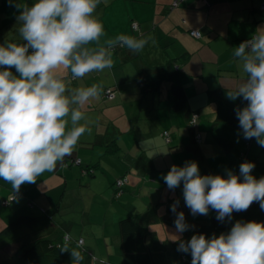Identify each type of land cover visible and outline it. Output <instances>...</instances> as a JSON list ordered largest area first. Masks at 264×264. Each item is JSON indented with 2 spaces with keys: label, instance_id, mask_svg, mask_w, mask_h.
Wrapping results in <instances>:
<instances>
[{
  "label": "crops",
  "instance_id": "obj_1",
  "mask_svg": "<svg viewBox=\"0 0 264 264\" xmlns=\"http://www.w3.org/2000/svg\"><path fill=\"white\" fill-rule=\"evenodd\" d=\"M34 2L16 0V3L29 6ZM173 2L101 0L96 9L105 31L101 43L106 39H115L120 34L150 39L139 53L127 48L112 52L111 69L90 73L80 80H72L68 74L66 82L70 87L100 84L103 92L107 87H118V98L109 102L102 92L98 99L90 100L81 109L85 113V120L81 123L86 124L90 131L81 136L73 154L58 164L55 171L45 172L34 184L21 186L19 192L24 191V196L16 206H2L12 187L0 179V217L7 220L10 214L14 216L21 212L38 216L39 209H32L28 205L29 202H35L40 209L47 211L48 216L53 217L54 227L49 231L51 236L59 229L72 233L81 224L83 230L87 229L88 220L92 217V223L94 220L101 223L100 233L92 241L106 249L104 259L122 264L121 238L114 218L113 222L108 220V215L100 219L102 210L97 207L101 199L96 200L100 197L111 198L115 181L127 175V192L121 200L123 207L148 213L146 217L154 234L152 237L160 242H175L173 236L181 238L189 233H206L210 237L213 234L217 237L220 235V232L216 234V228L221 223L216 218V211L210 208L207 215L193 216L184 201L183 182L179 187L169 189L164 176L173 165L184 167L186 162H190L182 159L178 161V157L174 159L178 150L191 149L194 143L187 129L186 114L189 110L200 112L201 128L205 133L208 132L205 135L207 141L214 131L228 137L238 135L239 140H247L239 120L236 126L224 127L219 124L214 127L216 106L209 98V91L221 85L237 88L246 79L233 52L243 40L251 38L258 27L264 26V13L261 12L264 0H186L177 9L171 8ZM18 15L17 8L10 6L8 0H0V44L6 40L22 43L18 32L20 25L16 19ZM134 23L139 25L136 32L132 29ZM190 30L200 31L202 39L195 40L190 36ZM187 53L192 54L185 66L191 78H184L183 84L192 97L187 111L178 112L172 107L170 94L163 95L165 101L157 100L159 96L155 93L156 89L164 82L161 75L147 79V90L139 86L138 79L142 77L145 82L151 66H163L169 58ZM11 70L15 73V69ZM159 99H162L161 96ZM166 130L172 138L170 144H166L162 138V132ZM252 139L250 157L257 158L260 152L264 153V147L255 138ZM211 142L215 156L221 154L220 147ZM202 151L207 150L203 148ZM147 155L164 161L158 166L161 175L157 171L154 180L144 179V176L148 177L143 160ZM70 160H79L81 165L65 167ZM228 167L237 169L240 167L239 162L235 165L230 163ZM92 168L94 173L87 175L84 172H92ZM177 201L176 213H173L172 205ZM179 212L184 213L185 223L189 225L183 233L176 231L174 223ZM114 213L115 216L124 215L125 211L116 206ZM236 221L264 222V216L246 217L237 212L234 224ZM2 224L0 218V228Z\"/></svg>",
  "mask_w": 264,
  "mask_h": 264
},
{
  "label": "clouds",
  "instance_id": "obj_2",
  "mask_svg": "<svg viewBox=\"0 0 264 264\" xmlns=\"http://www.w3.org/2000/svg\"><path fill=\"white\" fill-rule=\"evenodd\" d=\"M101 0H35L30 6L8 0L17 8L22 43L0 44V179L13 193L24 184H34L45 172L73 154L83 134L90 129L81 109L103 92L100 84L70 87L67 76L80 80L113 66L116 46L139 53L148 39L120 34L106 39L96 15ZM106 2V0H105ZM234 58L243 79L227 97L246 101L236 116L245 139L255 138L264 147V26L234 48ZM15 69V73L11 70ZM255 165L244 162L240 175L228 171L201 176L196 162L173 165L164 176L169 189L183 182V197L193 216L215 210L217 219L231 220L233 212L246 211L254 202L264 210V177L252 175ZM243 177L241 182L240 177ZM176 204L172 212L176 213ZM178 233L188 230L183 212L174 221ZM178 251L191 254V264H264V222L236 221L226 234L192 235L187 242L178 236ZM80 245L61 251L71 253V264H82Z\"/></svg>",
  "mask_w": 264,
  "mask_h": 264
},
{
  "label": "trees",
  "instance_id": "obj_3",
  "mask_svg": "<svg viewBox=\"0 0 264 264\" xmlns=\"http://www.w3.org/2000/svg\"><path fill=\"white\" fill-rule=\"evenodd\" d=\"M184 1L186 0H174L171 8H179ZM263 5L261 12L264 13ZM132 29L136 32L139 29V25L137 23L132 24ZM192 32H199L200 37L196 38L192 35ZM189 34L196 40L202 39V33L200 31L190 30ZM248 39L250 38H247L242 42ZM123 49H126V47L116 46L112 49V52H117ZM191 57L192 54L187 53L180 57L169 58L163 66H151V69L146 74L147 78L145 79V82L142 77L138 79L139 86L142 89H146L147 79L150 80L152 77L161 75L164 82L163 85L156 89L155 93L159 97L161 96L162 99H159L158 97L157 100L160 102L165 101L163 100V95L168 96L170 94L172 97L171 103L173 109L178 112L187 111L192 95H190L189 90L187 91L184 87L183 79L186 77L191 78V75L185 70V66ZM203 77L204 76H202V78ZM236 89L237 88L235 87H222V85L210 89L209 98L216 106V123L214 124V127L219 124H223L222 126L224 127H230L236 126L238 123L235 110L237 107H244L247 102L243 101L242 97L237 98L235 101L227 97V91H235ZM119 93L120 91L118 87H107L104 89L103 96L107 101L112 102L118 98ZM186 115L188 117V133L192 137L194 143H192L191 149L181 148L178 150L175 153L174 159L178 157V161H180L179 159H182L196 162L201 176L220 175L224 178H227V175L225 174L228 173V171L223 174V172H225L223 170L229 168L228 165L230 163L235 165L239 161L241 164L249 161L251 158L250 150L253 147V139H247L245 141L239 140L240 137H238V135H230V137H228L221 135L220 132L214 131L211 134L212 137L210 135V140L207 141L205 135L208 134V132L205 133L201 128L200 123L202 116L200 112L189 110ZM149 119L151 120L150 117ZM193 119L195 120L194 124L191 123ZM162 138L166 144L171 143L172 138L168 130L162 132ZM211 141L217 144L221 150V154H217V157H213V161L209 159L212 154L214 155L213 150H211ZM237 143L243 146L235 153ZM203 148H206L207 151H202ZM209 148L210 150L208 151ZM263 154V152H260L257 158L250 159L251 161H255L254 165L259 169L264 168ZM152 155L155 156L154 154ZM153 156L147 155L146 158L143 159L144 168L147 170L146 172L149 177L144 176V179L146 178L147 180H154V174L156 175L157 171L159 175L162 173L158 166L163 160H156ZM191 159H194V161ZM78 161L79 160H70L65 164V167L81 165V161H79V163ZM229 170L231 171L232 169L229 168ZM84 172H86L87 175L94 173V168H92V172L91 170H85ZM232 172L237 176L240 175V171L238 172L235 169H233ZM252 175L255 178L261 176L257 174V176L254 174ZM128 180L127 175L118 178L114 183L111 198L100 197L96 200L100 201L101 199L99 202L101 204L97 207V209L102 210V213L99 216L100 219L105 218L106 215H108V220L113 222L114 218L117 232L121 238L120 255L122 258V264H191V254L178 251L179 240L175 242H160L155 237H152L154 234L152 233L151 225L147 221V212L144 214L123 207L121 200L127 192ZM240 180L241 182L243 181L242 176L240 177ZM9 191L10 194H8L7 199H4L2 202V206L5 208L16 206L19 204V199L24 196V191L16 193H13L12 189H9ZM255 204L257 203L254 202L251 205L252 208ZM28 205L32 209L38 208V213H40V215H30L29 213L27 214L24 212L14 214V216L10 214V217L6 220L7 222L3 223L0 228V257H9V261H12L13 258L16 264H71L70 251H61L64 244L68 243L70 249L76 247L77 244L80 245L78 250H80L84 256L82 264H117L108 258L104 259L105 248H101L97 242L92 241L100 233V222L97 223L94 220L92 223L91 217V220H88L87 229H84L87 230L86 232L82 229L81 224L74 229L72 228L74 231H72V233L59 229L54 231L51 236L49 231L54 227L53 217L48 216L47 211L43 208L40 209L35 202H29ZM116 206H120L122 210L125 211L124 215L115 216L114 212ZM258 207L257 210H253L255 212H252V214L256 216H264V210H261L259 205ZM236 213L237 212L232 213L231 220L226 217L221 221L220 226H218L219 228H216V234L219 232V234H226L230 231L231 227L234 225ZM91 228L92 230H88ZM199 234L205 235L206 238H211L206 233ZM199 234L189 233V235L181 237L180 239L187 242L192 235ZM15 246H18L15 253L12 251L6 254L4 253L9 247H11L12 250ZM109 250L111 252L114 251L112 249ZM107 255L108 254H106V256Z\"/></svg>",
  "mask_w": 264,
  "mask_h": 264
},
{
  "label": "rangeland",
  "instance_id": "obj_4",
  "mask_svg": "<svg viewBox=\"0 0 264 264\" xmlns=\"http://www.w3.org/2000/svg\"><path fill=\"white\" fill-rule=\"evenodd\" d=\"M195 39V38H194ZM196 40V39H195ZM199 41V40H198ZM243 145H239L238 143H237V145H236V147H235V153L238 151V149L239 148H241ZM213 157H217V156H215V154L213 155H211V157L209 158V159H211L212 161H213ZM263 157H264V154H263ZM192 161H194V159H191ZM239 161V160H238ZM248 162H251V163H253L250 159H249V161ZM254 164V163H253ZM241 165V163H240V161H239V166ZM236 171H240V167L239 168H237V169H235ZM223 171H225V172H223V174L224 173H226V171H229V168H226V169H224ZM232 171V170H231ZM252 174H254V175H261V176H257V178L259 179L260 177H264V168H257L256 166L253 168V170H252ZM225 175H227V173L225 174ZM258 205L259 204H255L254 205V207L252 208L251 206L246 210V211H241V213L244 215V216H255L254 214H251L250 213V210L252 209V210H257L259 207H258ZM255 211H253V213H254ZM1 219H2V222L3 223H6L7 221L3 218V217H0ZM17 247L18 246H15V247H13V249L11 250V247H9L8 249H6V251L4 252L5 254L6 253H8V252H13V253H15V251H16V249H17ZM4 253H2V254H4ZM122 259V258H121ZM10 260V258L9 257H0V264H16V262L14 261V259L12 258V261H9ZM118 263V262H117Z\"/></svg>",
  "mask_w": 264,
  "mask_h": 264
},
{
  "label": "built area",
  "instance_id": "obj_5",
  "mask_svg": "<svg viewBox=\"0 0 264 264\" xmlns=\"http://www.w3.org/2000/svg\"><path fill=\"white\" fill-rule=\"evenodd\" d=\"M180 1H183V0H180ZM263 10H264V5H263ZM192 35L195 36L196 38L200 37V33L199 32H192ZM191 123L194 124L195 120L193 119V121ZM78 163H79V161H78Z\"/></svg>",
  "mask_w": 264,
  "mask_h": 264
}]
</instances>
